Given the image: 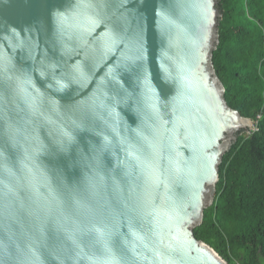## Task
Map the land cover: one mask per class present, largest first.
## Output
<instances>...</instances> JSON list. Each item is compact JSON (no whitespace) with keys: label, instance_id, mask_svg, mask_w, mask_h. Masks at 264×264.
<instances>
[{"label":"water","instance_id":"95a60500","mask_svg":"<svg viewBox=\"0 0 264 264\" xmlns=\"http://www.w3.org/2000/svg\"><path fill=\"white\" fill-rule=\"evenodd\" d=\"M218 1L0 0V264H230Z\"/></svg>","mask_w":264,"mask_h":264},{"label":"trees","instance_id":"16d2710c","mask_svg":"<svg viewBox=\"0 0 264 264\" xmlns=\"http://www.w3.org/2000/svg\"><path fill=\"white\" fill-rule=\"evenodd\" d=\"M213 64L229 106L255 129L222 157L214 199L194 235L230 264H264V0H219Z\"/></svg>","mask_w":264,"mask_h":264},{"label":"built area","instance_id":"2783aa9c","mask_svg":"<svg viewBox=\"0 0 264 264\" xmlns=\"http://www.w3.org/2000/svg\"><path fill=\"white\" fill-rule=\"evenodd\" d=\"M252 129H255L253 125H252V128H251V130H252Z\"/></svg>","mask_w":264,"mask_h":264}]
</instances>
